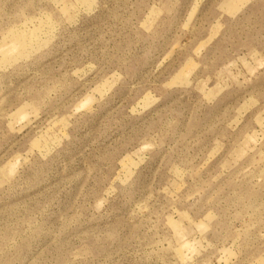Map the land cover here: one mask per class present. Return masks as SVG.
Wrapping results in <instances>:
<instances>
[{
  "label": "rangeland",
  "instance_id": "1",
  "mask_svg": "<svg viewBox=\"0 0 264 264\" xmlns=\"http://www.w3.org/2000/svg\"><path fill=\"white\" fill-rule=\"evenodd\" d=\"M0 264H264V0H0Z\"/></svg>",
  "mask_w": 264,
  "mask_h": 264
}]
</instances>
